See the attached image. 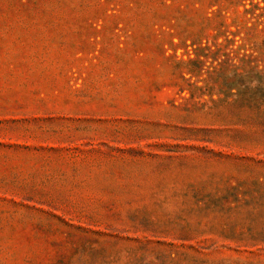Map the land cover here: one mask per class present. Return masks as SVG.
<instances>
[{
	"label": "rangeland",
	"instance_id": "374dc122",
	"mask_svg": "<svg viewBox=\"0 0 264 264\" xmlns=\"http://www.w3.org/2000/svg\"><path fill=\"white\" fill-rule=\"evenodd\" d=\"M0 264H264V0H0Z\"/></svg>",
	"mask_w": 264,
	"mask_h": 264
}]
</instances>
